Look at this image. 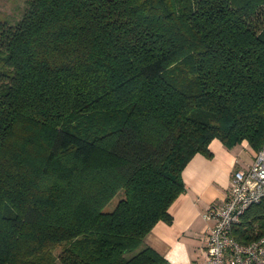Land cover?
Here are the masks:
<instances>
[{
    "label": "trees",
    "instance_id": "1",
    "mask_svg": "<svg viewBox=\"0 0 264 264\" xmlns=\"http://www.w3.org/2000/svg\"><path fill=\"white\" fill-rule=\"evenodd\" d=\"M214 138L264 145V0H27L0 20V264H167L143 239Z\"/></svg>",
    "mask_w": 264,
    "mask_h": 264
},
{
    "label": "crops",
    "instance_id": "2",
    "mask_svg": "<svg viewBox=\"0 0 264 264\" xmlns=\"http://www.w3.org/2000/svg\"><path fill=\"white\" fill-rule=\"evenodd\" d=\"M208 147L210 156L196 153L182 170L184 190L169 205L171 222L157 221L143 239L167 264H207L203 237L212 220L205 213L222 204L233 172L246 169L254 158L245 142L229 150L214 138Z\"/></svg>",
    "mask_w": 264,
    "mask_h": 264
},
{
    "label": "built area",
    "instance_id": "3",
    "mask_svg": "<svg viewBox=\"0 0 264 264\" xmlns=\"http://www.w3.org/2000/svg\"><path fill=\"white\" fill-rule=\"evenodd\" d=\"M262 200L264 145L246 169L233 172L228 194L222 204L212 205L205 213V217L212 220L203 237L207 264H264V235L241 243L232 234L243 213Z\"/></svg>",
    "mask_w": 264,
    "mask_h": 264
},
{
    "label": "rangeland",
    "instance_id": "4",
    "mask_svg": "<svg viewBox=\"0 0 264 264\" xmlns=\"http://www.w3.org/2000/svg\"><path fill=\"white\" fill-rule=\"evenodd\" d=\"M26 3L27 0H0V20L15 23L24 12ZM114 203L110 206L107 205V210L111 209Z\"/></svg>",
    "mask_w": 264,
    "mask_h": 264
}]
</instances>
